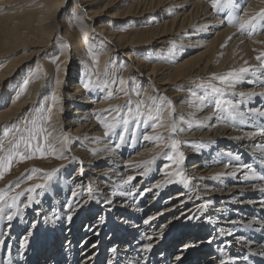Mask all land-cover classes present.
Masks as SVG:
<instances>
[{"label": "bare ground", "instance_id": "6f19581e", "mask_svg": "<svg viewBox=\"0 0 264 264\" xmlns=\"http://www.w3.org/2000/svg\"><path fill=\"white\" fill-rule=\"evenodd\" d=\"M68 1L71 0H0V29L9 30L2 44L20 43V48H29L27 54L12 63L13 67L0 69V133L7 125L16 123L26 108L30 107L31 117L49 105L52 115L49 130L56 129L52 137L66 133L70 138V151L59 164V172L45 189H38L34 194L39 203L26 210L21 208L20 214L11 221V228L7 227V221H0V240L4 241L0 244V264H109V261L112 264H221L222 260L229 264H264V255H260L264 252V192L256 187L264 185V181L245 180L246 169L237 172L235 177L212 178L218 172H228L242 164H249L257 175H264L261 162L264 149L256 147L264 144V137H245L246 133L264 128V116L259 115L264 112V95H259L264 92V68L258 67L260 62L256 60L260 51H264V43H256L264 41V21L248 37L227 22V9L217 12L209 0H137L135 3L142 8L140 17L152 14L159 21L149 28L158 31L138 40L144 29H129L126 30L129 33H124L113 20L128 14L115 12L111 14L113 19L93 30L102 20L100 16L116 6V0H75L70 10L65 8ZM234 2L249 12L264 8V0ZM63 28L69 30L63 33ZM60 37L64 40L55 48L63 53L65 60L58 72L50 62L51 53L41 56L52 47V38ZM158 44L164 46L159 48ZM151 47H156L155 51L163 49V58L161 54L155 56ZM88 48L96 52L107 50L97 73L102 74L105 65L112 67L115 74L124 66L122 78L129 82L124 87L129 89L133 85L130 78H134L141 85H147L146 95L172 101V119L178 127L172 135L182 141L184 163L196 159L187 169L190 191L175 182L154 187L165 180L166 171L175 168H165L170 164L165 162L158 169L160 157L148 166L146 175L139 174L144 166L137 167L135 162L160 152L156 142L140 139V131H121L125 136L123 143L119 140L118 128L104 135L106 129L94 113L108 109L100 111L99 116L111 122L107 116L118 97L108 99L105 94L97 100L101 88L96 87L94 93L83 88L92 63ZM4 51L0 49V59ZM182 55L184 58H180ZM158 57H167L170 62L162 63ZM72 58L74 76L69 78L66 71ZM240 67H248L249 72L234 81L232 89L225 88L219 98L233 103L239 101V111L244 116L231 121L216 116L205 119L212 115L211 101L217 97L198 84L211 80L216 86L224 87L218 80H212V75L226 74ZM20 73L32 77V87L17 99L20 90L16 91L13 85L6 86ZM68 78L74 81L73 91L66 85ZM96 84L102 86L101 81ZM10 91L13 93L8 102ZM240 92L257 95L240 97ZM118 96L122 99L123 92ZM200 96H205L207 107L200 104ZM166 115L165 125L171 122L167 112ZM227 115V112L220 113L221 117ZM195 121L204 123L198 126ZM66 125L70 126L67 131ZM157 133L169 136L166 127L151 128L144 135ZM237 136L245 138L235 139ZM116 144L120 147H115ZM76 162L77 166L70 169ZM56 164L49 160L42 173L56 168ZM81 169L83 175H80ZM129 176L135 179L131 184H124ZM9 180L12 178L0 186L4 188ZM42 182L43 179H37L32 185ZM89 188L97 199L84 204L83 210L75 211L72 221L68 222V203L75 209L78 202L87 200ZM73 191L79 194L74 199ZM128 192L135 195L121 194ZM146 219L150 221L148 224L144 223ZM33 221H38L35 229L30 228ZM170 228L174 229L169 231ZM221 230L232 235H221ZM148 236L154 239L149 241ZM25 238L27 244L22 248ZM146 243L153 244L149 252L142 250ZM112 248L117 251L113 253Z\"/></svg>", "mask_w": 264, "mask_h": 264}, {"label": "snow or ice", "instance_id": "6c2138e0", "mask_svg": "<svg viewBox=\"0 0 264 264\" xmlns=\"http://www.w3.org/2000/svg\"><path fill=\"white\" fill-rule=\"evenodd\" d=\"M211 7L216 10L217 12L224 11L227 9V22L230 25H233L237 28V31L241 34H244L248 37H251L256 33L257 25L260 24L262 21H264V8H261L259 11L255 12H249L245 8L241 7L238 3H235L234 0H209ZM77 19H79L77 17ZM221 24L224 23L223 20L220 21ZM228 39H231L229 37ZM243 43V41H241ZM256 43H264V41H256ZM89 52L91 53L92 50L89 49ZM63 55V53H61ZM56 59H59V57H56ZM256 60L260 62L259 66L260 68H264V51H260L259 55L256 56ZM53 63H55V59L53 60ZM93 64H98V58L95 54H93ZM245 64H247V61H245ZM56 70L60 71V65L57 64ZM249 72L248 67H240L239 69H233L232 71L226 73V74H213L211 79L212 80H218L220 85H223L224 87H218L215 84L212 83H206L198 85V87L201 88H210L211 92L216 95V99L211 101V106L213 108L212 115L209 117H206L205 119H211L212 116H216L218 119H228L229 121L234 120L237 116H244L243 112L239 111V104L240 102L237 101L236 103H233L229 100H223L219 97H222L225 92V88L232 89L234 87V81L241 79L243 74H246ZM35 75V73L33 74ZM92 72L90 71L87 73L88 79L83 82V88L85 90H91L90 85L93 84V81L91 79ZM32 77H29V79L24 81L23 87L20 89V92L17 93V99L19 98V95H21L28 83L30 82ZM119 83L120 87L117 89L120 92H123L126 96L129 95V91L125 85H127L129 82L126 81L122 77H118L117 79H111L110 81L106 80L104 81L103 85L96 84L95 86L98 88H101V90H108L106 98L111 99L113 98V92L111 90V85ZM57 84L59 85V81H57ZM264 87V85H262ZM137 97H140L142 93L140 91L136 92ZM233 95H236V93H233ZM240 97H251L253 95H257L255 92H240L238 94ZM259 95H264V92L259 93ZM55 99V97H54ZM160 100L163 101V104H157L156 97H153L151 95H148V100L152 101V104L148 106L146 104V101L144 99H138L135 102V108L131 107L132 100L129 99L124 105H113L111 107V111L114 112L116 115L113 116V119L111 122H108L106 119H102L99 116L100 111L107 112L108 109L103 110H96L94 113L97 116L98 121L102 124V126L106 129L104 135L108 136L115 132L117 127H119L121 124L123 125V132H127L129 130L130 124H135L137 127H139L141 124L148 125L151 121V127L153 130H155L157 127H166L169 136L166 138L162 134H155V135H144L143 139L145 141H153L157 143V147H161L163 145L164 148H168L171 151L170 152H164L163 148L161 149V152H158L154 154L150 159L135 162V166L139 167L141 165L144 166V171L139 173L140 175H146L149 171V165H152L156 162V160L163 155V157L171 161V164H166L165 168L171 169L172 165H175V168L171 171H166L164 173L165 180L161 183H158L154 185L156 188H160L163 186V183H181L185 187L188 186L190 183L189 178L185 175L182 165L184 164V161L186 159L184 152L180 151V145L182 143L181 140L175 138L172 134L176 133L178 130L177 122L172 119V101L169 100L167 97H160ZM205 96L198 97V100L200 101V104L207 107L208 105L205 104ZM15 103V101H13ZM45 111L48 112V115L43 116L42 120L44 123L40 124L39 126L36 125L35 120H29L26 123H31L32 127H26L23 131L20 127H18L15 123L6 126L4 128L3 136L4 139L0 141V179H2L7 173L12 164L14 162L24 161L27 159H32L39 153L41 156L48 154L53 155L57 159H66L65 153L70 151L68 147V141L69 136L64 133L60 137H52V132L55 131V128H52L49 130V127L47 126L50 124L52 120L51 115V109H45ZM121 112H123V116H121ZM168 113V119L171 121L169 124L165 125L163 123V120L165 119L164 113ZM221 112H227V117H221ZM259 115L264 116V112H259ZM191 123V122H189ZM195 123L200 126L203 125L204 121H195ZM182 131V129H180ZM26 132V134H24ZM61 132H63V129L61 128ZM119 134V140L121 143L124 142L125 136L124 134ZM17 133H20L17 135ZM135 135V134H133ZM257 135L264 137V128H262L259 132H254L251 134L246 133L245 137L249 139H254ZM245 137L237 136L235 139H243ZM165 140H167V143H165ZM56 144H59L60 147L57 148ZM115 147L119 148L120 144H116ZM256 147L260 149H264V144H259ZM231 155V154H229ZM77 157H72V160H76ZM235 159H238V157H235ZM264 163V160L261 161ZM132 163V162H130ZM61 167H64V165H61ZM226 168L229 167V165H225ZM246 169L247 171L244 172L243 178L245 180L253 179V180H261L264 181V175H257L256 171L252 168L249 164H242L238 165L237 167L233 168L231 171L228 172H218L216 173L212 178L213 179H219L220 177L224 175H229L235 177L237 175V172H240L242 170ZM59 168H54L51 171L45 173V176L43 178L44 182L42 183H36L33 185H30L27 188L21 189L20 191H15L16 188L20 187V181L17 179V182L14 185H10L7 189H0V221H7V227L11 228V221H13L21 212V208L28 209L33 206L34 203H39V200L36 199V196L34 194L37 193L38 189H45L48 185V182L52 180V178L56 175L57 172H59ZM40 171L39 169H34L33 172ZM80 175H83V169L80 170ZM173 177H176L177 179H173ZM33 176L29 175L28 179H32ZM134 176H129L125 181L124 184H131L132 180H134ZM259 191L264 192V185H257L256 186ZM147 191H151V189H147ZM10 192H15L14 195H9ZM116 193H113L115 195ZM122 195H135L134 192H128V193H121ZM79 194L75 191L71 193L72 198L74 199ZM21 197H25V200H21ZM96 196L92 194L91 188H89L88 197L87 200L83 203H77L76 208H73V205L71 202L68 203V209H69V215L67 216V221L71 222L73 219V213L81 208H83L84 204L96 200ZM107 203H111V201H106ZM203 207H207V204H205ZM193 217H188V219H192ZM198 218V217H197ZM152 219H155V217H152ZM150 221L148 219L144 220L145 224H148ZM38 221H33L30 225L31 229H35L37 226ZM251 227V224L248 225ZM221 235H232V232L225 233L223 230H221ZM32 232H28V236H31ZM161 238L163 236V233L160 234ZM147 239L149 241L153 240L154 237L148 236ZM4 241L0 240V244H3ZM27 244V238H25L24 243L21 244V247H25ZM92 247H95V245H92ZM153 248L152 243H146L142 246V250L144 252H149ZM111 251L115 253L117 251L116 248H112ZM260 255H264V252L260 253ZM177 260L180 259L179 256L176 257ZM109 264H112V261H109ZM221 264H229L227 260H222Z\"/></svg>", "mask_w": 264, "mask_h": 264}, {"label": "rangeland", "instance_id": "374dc122", "mask_svg": "<svg viewBox=\"0 0 264 264\" xmlns=\"http://www.w3.org/2000/svg\"><path fill=\"white\" fill-rule=\"evenodd\" d=\"M136 1L137 0H116V3H117L116 6L113 7L112 9H110L111 11H109V12L107 11L106 13H103L100 16L102 18V20L100 22H98L96 24V26H94L93 30L94 29H99L101 27L100 26L101 23H104V21L106 22L107 20L109 21L110 19H113V18H111V14L117 12L119 14H126V15L128 14L127 16L125 15L126 17H116V18L113 19L115 22H118V24H120L119 25L120 26V28H119L120 31H122L124 33H129V31H126V30L141 28L140 31H142L143 29L145 31L144 32L143 31L140 32V34L138 36V40H142L145 37L147 38V37L151 36L153 34V31H154V33L156 31H158V29H149V28H151V26H153L152 23H155V25L157 23H159V21L156 18L157 16H154V15L151 14L150 17H140L139 16L140 15L139 13L141 12L142 8H141V6H139V5L136 4L137 3ZM75 2H76L75 0L68 1L66 3V7L65 8L68 9V10L72 9ZM102 6H104V4H102L101 7ZM122 16H124V15H122ZM64 17H65V14L64 15H60V19H63ZM10 27H12V26H10ZM3 28L4 29H0V49L5 50V51H4V56L0 59V69L6 68L7 66L8 67H13L12 63L15 60H17V58H21V57H23L25 54H27L29 52V48L27 46L20 48L19 47V45H21L20 43H17L15 45H10V43L7 44V45L2 44L1 40H4V39L6 40V36L8 35L7 32H9L8 29H6L5 27H3ZM67 30H69V29L63 28L62 29V32L65 33V32H67ZM63 40L64 39L62 37H60V38H52V47L49 50L45 51V53L41 56V57H47L48 53H51V55H50V57H51L50 62L52 63L53 66H55V68H56L57 64H59L60 67H61V65L63 64V62L65 60L64 57L61 55V51L59 49H56L55 48L56 46H58L57 44H59ZM155 46H157V44ZM161 46H164V44H158V47L159 48H161ZM137 47H142V46H137ZM151 48L153 49L152 52H154L156 47H151ZM88 50H89V48H88ZM131 50L132 49H130L129 51H131ZM161 50H163V49H158V51L156 50L153 54L154 55L155 54H161L162 56L161 55H159V56H161L163 58V56L165 54L161 53L162 52ZM93 54H95L96 57L98 58V64H94L93 65ZM106 54H107V50L101 51V52H96V51H93L92 50L91 53L88 51V55H89L90 60L92 62L89 65V70L90 71L92 70L91 71L92 72L91 79L93 81V84L90 85V89H91L90 91L93 92V93L96 92V90H95L96 89V86H94L96 83H98V82L101 81V83L103 85V82L106 81L107 79H108V81H110L111 79H117L118 77H123V74L125 73V67L124 66L120 70V72H119L120 74L119 73H116L115 74L113 68L110 67L109 65L108 66L105 65L102 68L103 69V73H102L103 75L97 73L99 71L100 67H101V63L103 61V58L106 56ZM182 56L183 57H180V58H184V55H182ZM56 57H59V59H56ZM146 57H149V55H147ZM162 58L158 57V59H159L158 61H162V63L170 62V60L167 57H166V59L165 58L162 59ZM37 59H35L34 64L36 63V60ZM54 59H55V63H53V60ZM153 59L157 61V57H155ZM153 59L152 60L150 59V61H154ZM74 64H75L74 63V59L73 58L70 59V67L66 71V73L68 74L67 77H69V78H71L72 76H74V74H73L74 73L73 72V69H74L73 66H74ZM94 67H95V69H94ZM107 67H109V68H107ZM90 71H88V73ZM95 71H96V73H95ZM25 74L26 73H20V74H17L16 76H13L11 78V80H10L11 82H9L10 84L7 83L6 88H11V85H13L15 87V90L16 91L17 90H20L23 87V85H24V81L27 80V79H29L28 77H25ZM207 77L210 78L211 76L208 75ZM97 80H98V82H97ZM73 82L74 81L70 82V79L68 81H66V85L68 86V90L70 88V91H73V90H71V86H72V83ZM130 82L133 85L130 86V88L128 89L129 95L126 96L123 93V97L121 96L122 99L120 98V96H118L119 93H121L120 91L117 90L120 87L119 83L117 82L116 84L111 85V90H112V92H114L113 93V99L116 98V97H118L116 99H119V101L116 100V99H114L115 100V104L114 105H123L129 99H131L132 100L131 107H133V109H134L135 108V102L138 99H144L146 101V104L148 106H150L152 104V101L148 100V95L145 94V90L147 88V85H145V84L144 85H141L134 78H132V79L130 78ZM206 83H212V84H214L213 81H211V80L208 81V82H203L202 84H206ZM30 84H31V82L28 83L25 91L21 94V96H25L29 92V89H31V87H32V86H30ZM198 85H201V83L198 84ZM183 88H187V87L184 86ZM201 89H203V90L206 89L207 90V91L205 90L206 92H208L209 94H213L211 92V89L210 88H201ZM53 90L54 89H52V93H53ZM107 91L108 90L101 91V94L97 97L98 98L97 100H99V98H101L100 97L101 95L103 96V95L107 94ZM137 91H140L142 93V95L140 97H137V95H136V92ZM10 92H9L10 93V95H9L10 97L8 98V102L11 101V95H12L13 91H10ZM117 93H118V95H117ZM213 96H216V95L213 94ZM155 97L158 99V100H156V103L158 102V104H163V101L159 99L162 96H157L156 95ZM178 102L179 101H176V103H178ZM49 108H50V106L48 105L40 113H38V112L32 113V115L30 117L28 115L29 114L30 107H28V108H26V110L24 111V113H21L20 114V117H19V119L17 120V122L15 124L18 127H20L22 131L26 127H29V128L32 127V124L31 123H26L29 120H35L36 125L39 126L40 124L44 123V121L42 120V117L48 115V112L45 111V109H49ZM70 111H71V109H70ZM123 114L124 113L121 112L120 115L123 116ZM113 116H115V113L112 112V111H110L109 112V115L107 117H109V119L110 118L113 119ZM164 117H165V119L163 120V122L165 124V122L167 121L166 120L167 119L166 112L164 113ZM151 123L152 122L150 121L148 125L141 124L139 127H137L135 124H130L129 125V129H131V131H134V132L140 131L139 137H140V139H142L143 136H144V134H145V132L152 128L151 127ZM7 126H9V125H7ZM47 126L49 127V125H47ZM69 127H70L69 125H66V127H65L66 128V131L69 130ZM4 128L2 130V134L0 133V141H2L4 139V136H3ZM117 128L120 131L119 133H121V131H123V125L122 124L119 127H117ZM19 134L20 133H17V135H19ZM24 134H26V132ZM158 149L161 152V149L162 148L161 147H158ZM181 150H182V145H180V151ZM163 151L164 152H170L171 150L168 149V148H164L163 147ZM49 160H52L54 163H57L56 164L57 165L56 168H58L59 167V164H61V162L63 160H65V159H57L55 156L48 155V154H45V155L41 156L39 153H37V155L35 157H33L32 159H27V160H24V161L14 162L12 164L10 170L7 173H5V175H4V177L2 179H0V185L1 184H4L3 182L6 179L10 178V177L12 178V180H9V182H7V184L5 185V187L3 186L4 188H2V186H0L1 187L0 189H6L10 185H14L17 182V179H19V181H20V187L19 188H16L15 191H20L21 189L27 188L30 185H32V183L35 180H37V179H43L44 176H45L44 175L45 173L43 174L42 172L44 171L43 169H44L46 163H48ZM191 160L192 161H188L187 163H184L181 166L182 169H183V171H184V173H185V175L187 177H189V171L187 172V169H188V167L191 164H193V162L196 159H191ZM33 161L35 162V165H31V162H33ZM165 162H168V163L171 164V161H167L163 157V155L161 154V156L159 158V161H158V169H160ZM100 165H102V164H100ZM76 166H77V162L74 163L70 167V169L71 168H75ZM173 167H175V165H172V168ZM34 169H39L40 171L33 172ZM158 173H159V171H158ZM29 175H32L33 178L32 179H28ZM175 185L179 186L180 188H181V186H184L181 183H175ZM184 188H189V191H190L192 187H190L189 184H188V186L187 187L184 186ZM14 194H15V192H10L9 193V195H14ZM82 210H83V208H82ZM173 229L174 228H170L169 231H172ZM204 243H210V241H205ZM193 244H197V243H192L191 245H193Z\"/></svg>", "mask_w": 264, "mask_h": 264}]
</instances>
